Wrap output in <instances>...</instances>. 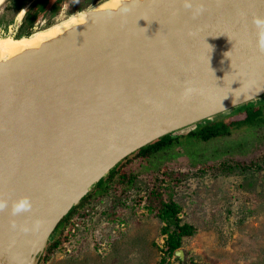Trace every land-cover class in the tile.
Wrapping results in <instances>:
<instances>
[{"label":"water","instance_id":"water-1","mask_svg":"<svg viewBox=\"0 0 264 264\" xmlns=\"http://www.w3.org/2000/svg\"><path fill=\"white\" fill-rule=\"evenodd\" d=\"M191 4L132 3L0 63V264H43L66 218L142 148L264 106V0ZM22 196L31 210L13 216Z\"/></svg>","mask_w":264,"mask_h":264},{"label":"rangeland","instance_id":"rangeland-1","mask_svg":"<svg viewBox=\"0 0 264 264\" xmlns=\"http://www.w3.org/2000/svg\"><path fill=\"white\" fill-rule=\"evenodd\" d=\"M96 1H65L66 7L47 15L35 34L90 13L78 10ZM24 11L17 5L0 11V38L14 37ZM244 117L240 112L229 118ZM178 138L172 148L148 162L159 172L167 166L174 172L171 185L161 189L164 198L177 202L182 222L197 228L180 247L184 258L174 255L170 264H264V161L262 169L235 164L241 160L249 166L251 160L261 158L264 125L234 128L230 135L210 141L197 142L188 135ZM141 172L133 192L136 201L115 205V196H105L86 203L80 210L91 209L90 218L45 264H160L164 223L144 206L146 197L139 204L152 185L149 172Z\"/></svg>","mask_w":264,"mask_h":264},{"label":"trees","instance_id":"trees-1","mask_svg":"<svg viewBox=\"0 0 264 264\" xmlns=\"http://www.w3.org/2000/svg\"><path fill=\"white\" fill-rule=\"evenodd\" d=\"M35 20V17L30 19L28 13L21 29L15 37L19 38L36 32L31 30V26ZM242 114H244L245 117L238 120L226 118L209 121L206 125L200 126L186 135L197 142L210 141L218 137L230 135L234 128L264 125V106L248 107L245 111H242ZM178 140V137L172 138L171 136H165L149 146L142 148L139 154L126 159L118 168L113 170L110 175L100 183L97 190L87 197L81 205L66 218L67 225L62 230L61 234L51 243L43 264L50 259L53 252L59 247H66L67 241L73 238L75 235L72 231L74 223L76 224L78 222L79 224H85V218L88 214H91V212H87L88 207L83 210H80V208L86 203L94 199H102L105 196H115L117 198L115 205L119 203L129 205L133 199L136 201L135 196H133L135 181L136 177L142 173V170H147L149 172L152 185L147 190L146 196H140L138 201L140 204L142 197H146L144 206L149 211L154 212L164 223L162 232L166 235V239L164 247H162L164 256L160 264H170L169 259L175 255V251L182 246L186 237H191L197 232V228L193 224L182 222L180 218L181 207L177 202L173 199L166 200L164 198V192L161 189L162 187L171 185L174 172L169 170V166L162 172H159V168L150 167L148 162L152 157L160 154L162 151L172 148L174 143ZM261 161H264V153L261 158L251 160L249 166L241 160L237 161L235 164L244 168H253V166H257V169H262L263 167L260 165ZM205 162L206 160H203V164H205ZM129 201L130 203H128Z\"/></svg>","mask_w":264,"mask_h":264},{"label":"bare ground","instance_id":"bare-ground-1","mask_svg":"<svg viewBox=\"0 0 264 264\" xmlns=\"http://www.w3.org/2000/svg\"><path fill=\"white\" fill-rule=\"evenodd\" d=\"M6 1L7 0H0L1 3H5ZM143 1L144 0H122L121 3H117V0H103L87 10L80 11H90V13H85L80 18L73 20L68 24L43 31L39 34H35L37 32H34L30 36H24L21 38H0V63L5 62L16 55L22 54L27 50L38 49L43 44L51 42L75 28L84 26L91 18L107 14H115L125 6H130L132 3L139 4ZM23 13H25V11Z\"/></svg>","mask_w":264,"mask_h":264},{"label":"clouds","instance_id":"clouds-1","mask_svg":"<svg viewBox=\"0 0 264 264\" xmlns=\"http://www.w3.org/2000/svg\"><path fill=\"white\" fill-rule=\"evenodd\" d=\"M121 2L122 0H117V3H121ZM183 6L185 8H192L191 0H183ZM129 10L130 9L127 6H125L122 9L123 12H127ZM202 11H203V6L198 5L195 9L194 15L199 14ZM253 24L256 26V29H257V45L256 46L260 51L264 52V16H254ZM7 207H8V201L5 199H0V211L4 210ZM31 207H32V204H31V200L29 197L27 196L19 197L16 200L12 201L11 214L15 216L22 212L30 211ZM10 223L13 228L16 227L15 221H11ZM39 223H40L39 221H36L34 223V228H38ZM21 230L27 232L29 231V228L25 225V226H21Z\"/></svg>","mask_w":264,"mask_h":264},{"label":"flooded vegetation","instance_id":"flooded-vegetation-1","mask_svg":"<svg viewBox=\"0 0 264 264\" xmlns=\"http://www.w3.org/2000/svg\"><path fill=\"white\" fill-rule=\"evenodd\" d=\"M25 1H27V0H25ZM65 1L68 2L71 0H40L38 2V4H36L29 12H26V9H25L26 2L25 3L23 2V4L21 5V10L24 9L25 13L22 16L21 21L19 22L20 24L16 28L15 36L18 34L19 30L21 29V27L24 23V20H25L28 13H29L30 19H32L34 17L36 18V20L34 21V23L31 26V30L34 32L35 29L37 28V26L39 25V23H41L47 17V15L51 16L55 12H58V11L62 10L64 7H66ZM14 7H16V5H14Z\"/></svg>","mask_w":264,"mask_h":264},{"label":"built area","instance_id":"built-area-1","mask_svg":"<svg viewBox=\"0 0 264 264\" xmlns=\"http://www.w3.org/2000/svg\"><path fill=\"white\" fill-rule=\"evenodd\" d=\"M19 24H20V23H18V25H19ZM18 25H17V26H18ZM16 28H17V27H16ZM10 31H11V30H10ZM14 37H15V35H14ZM90 211H91V209L88 208V209H87V212H90ZM91 214H92V213H91ZM91 214H88V215H87L88 219L90 218V215H91ZM87 217H86V221H87ZM73 226H74V227L72 228V231L74 232V231H76V229L80 226V224L77 222V223H76L75 225H73Z\"/></svg>","mask_w":264,"mask_h":264},{"label":"crops","instance_id":"crops-1","mask_svg":"<svg viewBox=\"0 0 264 264\" xmlns=\"http://www.w3.org/2000/svg\"><path fill=\"white\" fill-rule=\"evenodd\" d=\"M25 0H13V5L21 6Z\"/></svg>","mask_w":264,"mask_h":264}]
</instances>
